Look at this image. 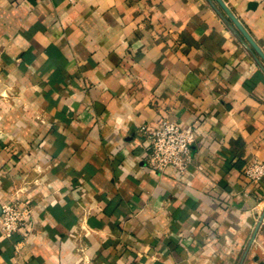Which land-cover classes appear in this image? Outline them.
Wrapping results in <instances>:
<instances>
[{"label":"crops","instance_id":"1","mask_svg":"<svg viewBox=\"0 0 264 264\" xmlns=\"http://www.w3.org/2000/svg\"><path fill=\"white\" fill-rule=\"evenodd\" d=\"M264 51V0H225ZM192 125L186 172L146 129ZM264 61L216 0H0V264H264Z\"/></svg>","mask_w":264,"mask_h":264},{"label":"built area","instance_id":"2","mask_svg":"<svg viewBox=\"0 0 264 264\" xmlns=\"http://www.w3.org/2000/svg\"><path fill=\"white\" fill-rule=\"evenodd\" d=\"M149 139L147 145V162L157 171H164L173 166L179 173L186 172L192 161V146L196 141L195 129L192 125L182 126L175 119H163L153 129H146ZM245 175L253 182L264 175V162L252 160L244 168ZM32 222V208L29 203L4 202L0 216V232L10 236L14 232L25 229Z\"/></svg>","mask_w":264,"mask_h":264},{"label":"water","instance_id":"3","mask_svg":"<svg viewBox=\"0 0 264 264\" xmlns=\"http://www.w3.org/2000/svg\"><path fill=\"white\" fill-rule=\"evenodd\" d=\"M216 1L224 10V12L229 17V19L235 24L237 29L242 33V35L248 41V44L252 46V48L256 51V53H258V55H260V57L264 61V51L262 50L260 45L256 42V40L253 38V36L250 34L248 29L245 27V24L242 23V21L237 17V15L233 12V10L230 8V6L228 5V3H226L225 0H216Z\"/></svg>","mask_w":264,"mask_h":264}]
</instances>
